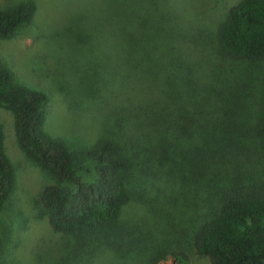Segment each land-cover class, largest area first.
Wrapping results in <instances>:
<instances>
[{
	"label": "trees",
	"instance_id": "obj_1",
	"mask_svg": "<svg viewBox=\"0 0 264 264\" xmlns=\"http://www.w3.org/2000/svg\"><path fill=\"white\" fill-rule=\"evenodd\" d=\"M36 9L31 0L0 8V40L28 24ZM176 33L171 27L160 33L164 75L155 83L157 93L134 101V126L124 127L121 138L99 139L79 156L46 131L47 95L22 86L0 65V108L14 116L20 150L51 180L38 204L50 229L69 238V264H156L166 258L191 264L192 255L209 264H264V174L251 154L241 160L250 151L264 161V98L251 124L234 128L228 68L201 72L194 49L174 44ZM217 50L231 61L264 59V0H240L228 9ZM232 105L243 109L238 100ZM4 140L0 122V211L16 186ZM146 181L167 183L162 199L144 202L150 208L163 202L170 217L166 231H139L136 238L123 214ZM183 236L181 243L177 237ZM3 247L0 234V253Z\"/></svg>",
	"mask_w": 264,
	"mask_h": 264
},
{
	"label": "rangeland",
	"instance_id": "obj_2",
	"mask_svg": "<svg viewBox=\"0 0 264 264\" xmlns=\"http://www.w3.org/2000/svg\"><path fill=\"white\" fill-rule=\"evenodd\" d=\"M23 1L0 0V8ZM31 1L37 8L32 20L10 39L0 40V65L7 67L22 86L47 95L46 131L78 156L99 139L121 138L124 127L134 126V101L157 93L155 83L164 75L160 33L169 27L177 32V38H171L174 44L194 49L201 72L217 74L220 68H228L224 72L233 92L225 91L230 92L228 106L235 110L234 128L242 131L259 112L264 98V59L231 61L217 50V31L228 9L240 0ZM154 29L156 36L149 33ZM118 75L125 79H117ZM118 81L119 90L115 88ZM235 100L241 102L242 110L232 105ZM0 122L5 131V151L16 172L15 189L0 211L4 244L0 264H69V238L50 229L38 204L41 191L51 180L18 147L12 113L0 108ZM145 132L142 128L141 133ZM249 154L264 174V161L255 159L250 151L242 154L241 160L247 161ZM166 185L146 181L140 185L139 197L125 208L123 217L134 227L136 238L139 231L153 235L161 234V229L166 231L164 221L170 215L163 202L155 208L144 202L155 196L162 199L160 193H169L163 189ZM180 227L186 229L187 225ZM177 238L181 243L186 239ZM104 256L115 259V254L108 252ZM172 263L166 258L156 264ZM191 264L209 261L205 256L192 255Z\"/></svg>",
	"mask_w": 264,
	"mask_h": 264
}]
</instances>
